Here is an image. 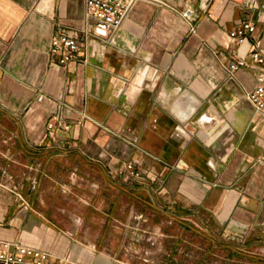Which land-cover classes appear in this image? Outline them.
<instances>
[{"label":"crops","instance_id":"obj_1","mask_svg":"<svg viewBox=\"0 0 264 264\" xmlns=\"http://www.w3.org/2000/svg\"><path fill=\"white\" fill-rule=\"evenodd\" d=\"M131 9L105 41L86 0H0V183L18 187L0 185V241L50 264H131L121 238L151 216L244 238L264 263V117L248 99L264 73V0ZM248 22L238 46L229 33ZM61 33L84 36L65 66L50 53ZM236 58L246 66L228 77Z\"/></svg>","mask_w":264,"mask_h":264},{"label":"rangeland","instance_id":"obj_2","mask_svg":"<svg viewBox=\"0 0 264 264\" xmlns=\"http://www.w3.org/2000/svg\"><path fill=\"white\" fill-rule=\"evenodd\" d=\"M143 220L136 219L138 229L121 238L127 252L122 249L118 256L131 264H264L247 258L244 238L233 240L222 231L217 237L208 230L181 232L167 218L164 224L151 216ZM261 247L253 248L260 252Z\"/></svg>","mask_w":264,"mask_h":264},{"label":"built area","instance_id":"obj_3","mask_svg":"<svg viewBox=\"0 0 264 264\" xmlns=\"http://www.w3.org/2000/svg\"><path fill=\"white\" fill-rule=\"evenodd\" d=\"M140 0H86L87 18L93 26L94 36L98 39L109 40L112 32L119 30L123 26V22L132 10L131 8ZM184 18L191 19L192 13L187 10L183 14ZM255 32V26L250 22L242 24V26L231 31L230 38L232 42L238 46L246 43L249 35ZM84 36L73 33H61L57 35L51 44L50 53L53 56L62 55L59 60L61 66L70 63L74 58V53L78 50L79 45L83 41ZM253 59L256 62L264 63V59L260 53H254ZM246 66V62L241 58H236L226 69L227 76H233L234 73ZM248 99L254 105L256 111L264 117V73L259 74L258 85L248 94ZM48 126L52 129L54 124L50 122ZM69 130V126H65ZM126 171L131 178H141L142 172L133 162L127 165ZM120 174H122L120 172ZM4 188L11 191H18V187L11 186L8 183H0ZM142 218V216H140ZM10 242L0 241V264H50V254L40 249H33L28 246L14 245Z\"/></svg>","mask_w":264,"mask_h":264}]
</instances>
